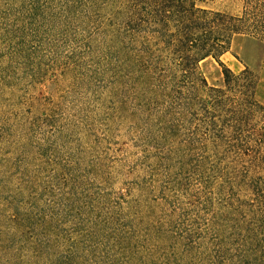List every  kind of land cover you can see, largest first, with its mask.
Returning <instances> with one entry per match:
<instances>
[{
  "label": "rangeland",
  "instance_id": "374dc122",
  "mask_svg": "<svg viewBox=\"0 0 264 264\" xmlns=\"http://www.w3.org/2000/svg\"><path fill=\"white\" fill-rule=\"evenodd\" d=\"M206 6L237 13L241 2ZM132 13L128 0H0V205L18 196L22 212L52 227L41 255L50 260L73 249L74 261L95 264L91 240H82L95 227L106 258L96 264H123L127 253L110 248L121 218L125 225L113 226L121 234L131 227L130 241L143 245L147 232L166 227L148 254L156 264H215L209 216L198 210L192 120L163 135V99L128 68L120 32ZM219 61L235 75L253 74L264 107V42L234 36ZM197 68L207 86L223 88L215 59Z\"/></svg>",
  "mask_w": 264,
  "mask_h": 264
},
{
  "label": "trees",
  "instance_id": "16d2710c",
  "mask_svg": "<svg viewBox=\"0 0 264 264\" xmlns=\"http://www.w3.org/2000/svg\"><path fill=\"white\" fill-rule=\"evenodd\" d=\"M129 1L134 13L120 32L130 49L128 68L163 99V135L174 134L179 122L192 120L194 137L189 144L198 153L195 168L202 194L198 210L209 216L208 255L215 264H264V107L254 98L253 74L245 69L235 75L219 61L234 36L264 42V0H240L237 13L210 9L206 5L211 0ZM206 57L222 66L223 88L207 86L199 74L197 64ZM17 198L11 195L0 205V222L9 224L0 225V264H81L78 256L74 261L73 249L55 253L51 260L41 257L51 246L52 227L33 222ZM120 220L113 225H125ZM113 225L110 248L127 253L123 264H156L148 254L160 246L157 236L168 234L164 225L156 227L157 235L147 232L144 245L138 237L137 242L130 241L135 233L131 227L121 234ZM83 233V241L91 240L86 245L90 262L105 261L97 251L105 247L104 236L98 237L95 227Z\"/></svg>",
  "mask_w": 264,
  "mask_h": 264
}]
</instances>
